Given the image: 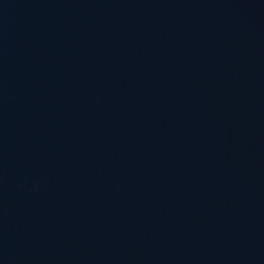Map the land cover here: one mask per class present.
Instances as JSON below:
<instances>
[{
	"label": "water",
	"instance_id": "obj_1",
	"mask_svg": "<svg viewBox=\"0 0 264 264\" xmlns=\"http://www.w3.org/2000/svg\"><path fill=\"white\" fill-rule=\"evenodd\" d=\"M0 264H264V0H0Z\"/></svg>",
	"mask_w": 264,
	"mask_h": 264
}]
</instances>
